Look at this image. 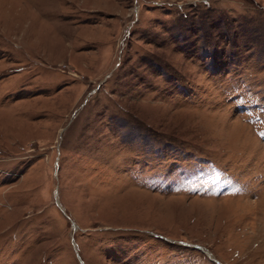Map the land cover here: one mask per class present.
<instances>
[{"label": "rangeland", "instance_id": "obj_1", "mask_svg": "<svg viewBox=\"0 0 264 264\" xmlns=\"http://www.w3.org/2000/svg\"><path fill=\"white\" fill-rule=\"evenodd\" d=\"M0 264H264V0H0Z\"/></svg>", "mask_w": 264, "mask_h": 264}, {"label": "water", "instance_id": "obj_2", "mask_svg": "<svg viewBox=\"0 0 264 264\" xmlns=\"http://www.w3.org/2000/svg\"><path fill=\"white\" fill-rule=\"evenodd\" d=\"M72 225H73V230H77L75 223H72Z\"/></svg>", "mask_w": 264, "mask_h": 264}]
</instances>
